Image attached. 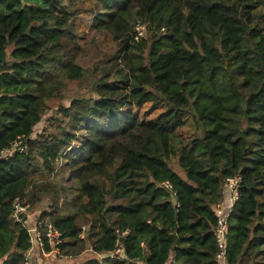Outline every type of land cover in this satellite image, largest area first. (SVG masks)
<instances>
[{
    "label": "trees",
    "instance_id": "obj_1",
    "mask_svg": "<svg viewBox=\"0 0 264 264\" xmlns=\"http://www.w3.org/2000/svg\"><path fill=\"white\" fill-rule=\"evenodd\" d=\"M93 1L101 6L93 29L112 36L127 66L117 80L92 82L77 63L83 47L73 18L82 0H0V54H8L0 62V155L28 138L24 154L0 158V264H24L31 248L26 227L12 222L14 201L36 210L47 196L52 205L38 217L64 235L70 261L86 243L96 255L111 253L116 232L129 230L123 260L84 264H217L216 209L225 180L240 175L227 255L239 264L251 233L264 230V0ZM139 19L150 34L132 44ZM71 89L96 99L66 107ZM149 103L168 113L140 120L134 108ZM185 116L199 134L180 150L183 178L170 161ZM111 169L109 188L93 182ZM66 173L68 187L55 180ZM81 217L91 219L86 239ZM255 222L263 223L252 230Z\"/></svg>",
    "mask_w": 264,
    "mask_h": 264
},
{
    "label": "rangeland",
    "instance_id": "obj_2",
    "mask_svg": "<svg viewBox=\"0 0 264 264\" xmlns=\"http://www.w3.org/2000/svg\"><path fill=\"white\" fill-rule=\"evenodd\" d=\"M82 2L84 9L73 18L74 27L79 35L80 43L83 47L82 55L77 63L86 71V75L92 82L99 79H106L107 77L110 80H117V72L123 71L125 73L127 70V66L124 61H120L117 54L118 44L116 41H114L112 36L109 33H97L93 29L96 12L101 9V6L97 5L93 0H82ZM258 2L259 1L257 0V3ZM255 12L262 13L263 7L256 9ZM7 58L8 54L6 53V60ZM88 98L96 99V95L91 93L89 89H71L67 93V99L63 102V104L68 107L74 99ZM133 112L142 121H157L159 118L166 115L168 113V110L163 106L155 107L149 103L141 106L140 108L135 107ZM51 114L52 112H49L47 116L43 118L42 122L35 128L34 137H36L37 134L41 133L49 126L47 121L48 117H50ZM183 120L184 127L177 131L176 138L173 142V148L176 152V155L171 159L170 164L171 168L176 173L185 178V175L179 163L180 150L183 147L191 150V142L198 137L199 131L197 130L192 117L185 116ZM113 171L114 170L111 169L108 174L102 177L95 178L93 182L105 185L107 188H109L111 182L109 179V175L112 174ZM69 179V174L67 173L61 175L58 179L57 177L55 178L56 181L62 182L65 187H68V185L70 184ZM258 189L264 194V186H259ZM260 198L264 199V196ZM51 205V197L47 196L44 198L42 204L38 207V209H32L31 212L34 214V217H38V215L42 212L49 211ZM109 205H112V203L110 202ZM78 224L79 226H82V228L85 227V229H89L91 225V219L89 217H81L78 220ZM89 245L90 244L86 243V251L77 256L78 259L71 260V263L84 264L91 258H97L99 261H102L103 259L100 256L96 255L89 247ZM77 251L80 252V249L78 248ZM50 260L52 263L57 262V260H59L60 262L64 259L51 258Z\"/></svg>",
    "mask_w": 264,
    "mask_h": 264
},
{
    "label": "built area",
    "instance_id": "obj_3",
    "mask_svg": "<svg viewBox=\"0 0 264 264\" xmlns=\"http://www.w3.org/2000/svg\"><path fill=\"white\" fill-rule=\"evenodd\" d=\"M150 31V25L142 20L134 21L129 30V35L132 44L139 43L145 40ZM165 29H161L164 33ZM28 150V138L18 137L10 146L5 149L0 158H7L17 154H24ZM243 180L240 175L227 178L223 184L221 201L216 209L217 223L214 228V237L217 246V254L215 260L217 264H228V230L229 219L232 214L233 208L239 198V190ZM167 192L171 193L175 198L176 194L172 185L165 182L162 185ZM32 211L30 203L25 198H17L13 204V213L11 215L14 224H20L26 227L31 240V248L25 254L24 264H33L35 253L38 252L44 259H64L66 257L61 251V246L64 244V235L49 222H44L39 217H34L33 225H27V220L30 212ZM82 229V239H86V232L88 229ZM117 238L114 250L106 255H98L102 259L110 258L113 260H123L125 255V248L123 239H125L130 231H117ZM50 249V251L47 250Z\"/></svg>",
    "mask_w": 264,
    "mask_h": 264
},
{
    "label": "crops",
    "instance_id": "obj_4",
    "mask_svg": "<svg viewBox=\"0 0 264 264\" xmlns=\"http://www.w3.org/2000/svg\"><path fill=\"white\" fill-rule=\"evenodd\" d=\"M262 195L263 192L259 191ZM261 199V198H259ZM30 212L27 225L32 226L33 225V218L34 214ZM263 222H255L252 226V230L254 227H256L258 224H262ZM55 264H70L71 261L67 258H64V260H57V262H52ZM50 259H44L41 257V255L36 252L33 260V264H52ZM142 264V263H140ZM239 264H264V230L261 228L259 231L255 233H251L250 235V242L246 244L244 247L243 254L240 258Z\"/></svg>",
    "mask_w": 264,
    "mask_h": 264
},
{
    "label": "water",
    "instance_id": "obj_5",
    "mask_svg": "<svg viewBox=\"0 0 264 264\" xmlns=\"http://www.w3.org/2000/svg\"><path fill=\"white\" fill-rule=\"evenodd\" d=\"M0 62L5 63L6 62V52H2L0 54Z\"/></svg>",
    "mask_w": 264,
    "mask_h": 264
}]
</instances>
